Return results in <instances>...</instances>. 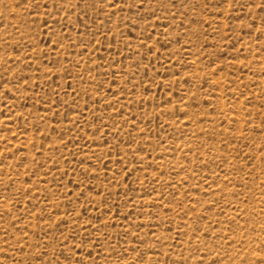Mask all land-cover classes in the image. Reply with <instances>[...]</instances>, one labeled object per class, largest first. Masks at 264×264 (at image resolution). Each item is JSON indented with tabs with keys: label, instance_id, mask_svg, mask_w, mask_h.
Instances as JSON below:
<instances>
[{
	"label": "rangeland",
	"instance_id": "1",
	"mask_svg": "<svg viewBox=\"0 0 264 264\" xmlns=\"http://www.w3.org/2000/svg\"><path fill=\"white\" fill-rule=\"evenodd\" d=\"M0 264H264V0H0Z\"/></svg>",
	"mask_w": 264,
	"mask_h": 264
}]
</instances>
